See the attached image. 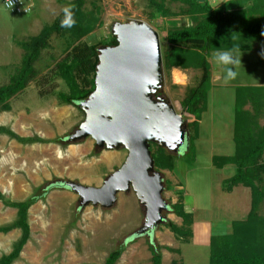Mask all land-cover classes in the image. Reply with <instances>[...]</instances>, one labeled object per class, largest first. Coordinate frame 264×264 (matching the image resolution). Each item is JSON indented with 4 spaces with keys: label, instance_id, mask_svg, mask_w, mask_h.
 <instances>
[{
    "label": "rangeland",
    "instance_id": "obj_1",
    "mask_svg": "<svg viewBox=\"0 0 264 264\" xmlns=\"http://www.w3.org/2000/svg\"><path fill=\"white\" fill-rule=\"evenodd\" d=\"M72 1L26 0L30 12L16 15L8 12L4 0H0V88L21 68L24 55L21 44L51 26ZM207 1L213 7L220 5ZM93 2L98 3L102 14L101 26L84 39L90 46L100 45L112 37L115 24L139 21L159 34L163 58L168 46V30L193 25L190 18L182 14L188 7L170 0H166V8L173 15H180L168 19H151L152 10L147 0H86L85 12L92 10ZM69 46L67 37L53 36L36 64L37 77L9 102V112L0 110V127L10 129L23 140L44 141L26 144L0 135V194L3 198L0 200V227L10 226L17 220L18 211L7 204L39 198L28 210L29 240L13 264H104L109 255L120 248H124V252L117 264H152L150 241L161 248L163 264H209L210 242L206 237L228 234L235 223L247 219L251 209L249 189L238 186L227 192L225 183L236 174L235 166L218 169L212 161L214 157H231L236 153V88L264 83V64L258 58L264 48L210 54L208 62L214 63L220 79L217 75L213 77L198 138L193 140L194 147L189 153L185 144L175 156L174 171H159L167 207L171 208L183 198L186 213L192 215V238L184 242L166 227L167 222L182 226V220L171 209L162 213L164 222L151 236H140L146 211L132 190L119 193L114 206L104 209L93 205L82 207L79 195L62 187L64 183H75L101 188L108 177L121 168L128 155L124 149L97 151L91 138L76 143L69 141L85 120L80 108L59 99L60 94H68L69 90L56 74L55 66ZM216 57L222 61L219 67ZM235 61L237 67L233 65ZM202 74V70L173 69L170 73L164 70L163 94L178 115L183 116L187 126L192 119L183 114L180 105L188 90L198 86ZM176 76L180 79L176 80ZM260 124H264V119ZM50 185L57 186L46 191ZM259 215L264 217V202ZM21 237L20 230L0 234V259L13 252Z\"/></svg>",
    "mask_w": 264,
    "mask_h": 264
},
{
    "label": "trees",
    "instance_id": "obj_2",
    "mask_svg": "<svg viewBox=\"0 0 264 264\" xmlns=\"http://www.w3.org/2000/svg\"><path fill=\"white\" fill-rule=\"evenodd\" d=\"M188 7L182 13L190 18L192 26L169 29L166 35L168 44L163 54V68L170 73L173 69L202 70V78L195 88H190L181 102V111L192 119L188 123L190 131L187 145L189 153L198 138L199 125L203 113L207 110L208 95L211 91V65L209 56L216 52L254 51L264 48V0H230L213 7L207 0H170ZM152 10L150 18H171L173 15L166 8V0H147ZM86 0H73L51 26L45 27L41 33L21 44L24 51L21 68L10 79L7 85L0 88V110L9 112V102L23 92L37 77L36 64L53 36L67 37L70 42L64 56L56 63V74L66 83L69 93L60 94L64 104L79 108L95 90L96 68L99 63L98 48L100 46H117L112 36L97 46H90L84 39L101 26L102 9L98 3H92V10L85 12ZM71 47V48H70ZM248 48V49H247ZM258 58L264 64V53L259 51ZM234 107V141L236 153L231 157H214L213 166L223 169L233 165L236 174L227 181V192L243 186L250 190L251 209L243 222L233 225L228 234L210 237L209 264H264V217L259 209L264 202V87H237ZM194 131V136L192 132ZM0 135H6L26 144L44 143L40 139L23 140L10 129L0 127ZM184 144V145H185ZM151 156L155 169L172 172L175 168V156L150 144ZM50 185L49 188H53ZM62 187H65L62 185ZM225 190V189H224ZM43 196V195H42ZM43 198V197H41ZM0 194V200H2ZM39 200L31 198L26 202L7 204L16 209L17 220L10 226L0 227V234L20 230L22 237L16 243L13 252L0 259V264H13L18 260L22 249L30 237L28 210ZM172 213L182 220L178 227L167 222L166 227L178 239L188 241L192 238V215L186 213L183 198L171 208ZM150 233L149 236H151ZM134 237L129 239L132 242ZM149 250L152 264H163L161 248L150 241ZM124 252L120 248L109 255L104 264H117ZM178 253V252H177ZM177 264V263H174Z\"/></svg>",
    "mask_w": 264,
    "mask_h": 264
},
{
    "label": "water",
    "instance_id": "obj_3",
    "mask_svg": "<svg viewBox=\"0 0 264 264\" xmlns=\"http://www.w3.org/2000/svg\"><path fill=\"white\" fill-rule=\"evenodd\" d=\"M112 36L117 46L98 49L95 90L79 105L85 120L69 141L91 138L97 151L124 149L128 155L101 188L63 185L79 195L82 207L104 209L114 206L119 193L132 190L146 211V222L139 235L149 236L164 222L162 213L168 209L162 197L163 177L155 169L150 144L178 156L190 134L183 116L163 94L159 34L148 24L133 21L115 24Z\"/></svg>",
    "mask_w": 264,
    "mask_h": 264
},
{
    "label": "built area",
    "instance_id": "obj_4",
    "mask_svg": "<svg viewBox=\"0 0 264 264\" xmlns=\"http://www.w3.org/2000/svg\"><path fill=\"white\" fill-rule=\"evenodd\" d=\"M214 3L219 2L226 3L230 0H212ZM4 8L13 14L16 15H25L30 12V7L26 5V0H4Z\"/></svg>",
    "mask_w": 264,
    "mask_h": 264
},
{
    "label": "crops",
    "instance_id": "obj_5",
    "mask_svg": "<svg viewBox=\"0 0 264 264\" xmlns=\"http://www.w3.org/2000/svg\"><path fill=\"white\" fill-rule=\"evenodd\" d=\"M241 56V55H240ZM236 58H240L238 55H236ZM215 60H216V62H217V66L219 67L221 64H222V61H220L219 59H220V57H216V58H214ZM209 60V59H208ZM213 62V61H212ZM209 63H210V65H211V84H212V81H213V77H215L216 75H217V78H218V80L220 79V77H219V75H220V72H218V69H216L215 68V66H214V63H211L210 61H209ZM233 65H236V67L238 66V64L236 63V61L233 63ZM232 65V66H233ZM229 66H230V62H229ZM233 68V67H232ZM231 68V69H232ZM235 71H238V70H232V72H235ZM254 85H256L257 87H264V83L263 82H258V84H254ZM241 87V86H240ZM244 87V86H243ZM247 87V86H246ZM180 188H182V187H180ZM186 211V210H185ZM206 240L207 241H210V236L208 237V239H207V237H206Z\"/></svg>",
    "mask_w": 264,
    "mask_h": 264
},
{
    "label": "bare ground",
    "instance_id": "obj_6",
    "mask_svg": "<svg viewBox=\"0 0 264 264\" xmlns=\"http://www.w3.org/2000/svg\"><path fill=\"white\" fill-rule=\"evenodd\" d=\"M175 79H176V80H179L180 78L176 76ZM84 196H85V195H84ZM86 198H87V196H86ZM143 200H144L145 205L147 206V202H146V200H145L144 198H143ZM147 209H148V213H149L148 215H150V213H151V209H150V207H149V204H148V208H147Z\"/></svg>",
    "mask_w": 264,
    "mask_h": 264
}]
</instances>
